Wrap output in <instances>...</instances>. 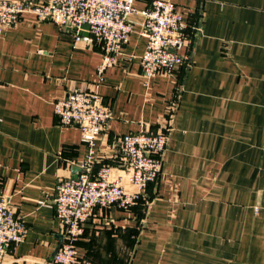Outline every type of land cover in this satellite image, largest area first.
I'll use <instances>...</instances> for the list:
<instances>
[{"label": "crops", "instance_id": "0c3cea01", "mask_svg": "<svg viewBox=\"0 0 264 264\" xmlns=\"http://www.w3.org/2000/svg\"><path fill=\"white\" fill-rule=\"evenodd\" d=\"M171 1L187 26L185 63L148 80L139 13L102 81L100 45L75 41L69 28L24 13L0 31V195L26 226L0 264H39L62 240L54 187L77 173L87 146L76 125L57 123L53 101L73 88L96 91L111 113L94 171L108 163L122 174V134L171 126L157 178L130 208H95L77 242L80 259L264 264V0Z\"/></svg>", "mask_w": 264, "mask_h": 264}, {"label": "built area", "instance_id": "2783aa9c", "mask_svg": "<svg viewBox=\"0 0 264 264\" xmlns=\"http://www.w3.org/2000/svg\"><path fill=\"white\" fill-rule=\"evenodd\" d=\"M24 13L69 28L75 41L99 44L101 62L96 68L97 81H102L106 70L116 65L133 28L130 17L136 13L144 17L146 43L140 56L143 78L171 75L185 63L187 26L182 12L171 0H151L140 11L134 0H0V31L18 22ZM175 108L176 101L171 100L166 110L168 122ZM53 113L57 123L79 128L87 153L74 176L59 179L55 184L53 205L62 240L52 257L39 264H95L80 259L77 252L85 222L97 207L115 205L127 209L142 199L146 186L160 172L171 126L168 124L159 132L141 130L122 134L118 147L124 167L122 174H114L108 163L93 170L97 139L111 118L100 95L73 88L53 101ZM25 233V223L15 214L7 197L0 195V263L9 245L23 241Z\"/></svg>", "mask_w": 264, "mask_h": 264}, {"label": "water", "instance_id": "95a60500", "mask_svg": "<svg viewBox=\"0 0 264 264\" xmlns=\"http://www.w3.org/2000/svg\"><path fill=\"white\" fill-rule=\"evenodd\" d=\"M83 28H87V25H84ZM83 34L86 35V32H83ZM56 249H57V248H56ZM56 249H55V250H56ZM54 252H55V251H54Z\"/></svg>", "mask_w": 264, "mask_h": 264}]
</instances>
